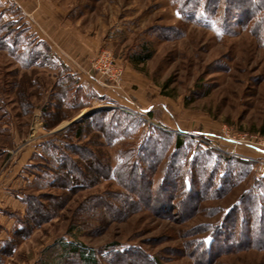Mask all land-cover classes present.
<instances>
[{
    "label": "rangeland",
    "instance_id": "374dc122",
    "mask_svg": "<svg viewBox=\"0 0 264 264\" xmlns=\"http://www.w3.org/2000/svg\"><path fill=\"white\" fill-rule=\"evenodd\" d=\"M183 2L0 0V26L4 25L0 30L12 32L4 42L11 45L15 40L19 49L45 43L52 53L50 62L58 66L21 69V52L16 50V56L0 51V106L5 111L0 119V207L7 205V211L12 212L9 203L3 202L13 203V196L22 194L43 218L40 224L31 223L29 236L19 238L11 253L4 255L0 245V264H71L59 245L72 241L91 249L99 264H111L116 253L124 254L128 249L135 252L120 260L128 258L132 264H264L263 251H213L207 255L192 244L199 239L208 246L207 230L220 223L244 190L264 178V135L256 132L264 123V47L236 24L243 20V12L232 11L227 25L218 16L200 10L192 14L195 21H183ZM139 53H146L149 59L134 65L132 56ZM102 55L121 70L118 88L113 82L102 84L95 70L94 64ZM59 69L73 78L85 76L100 88L102 96L94 92L90 104L80 109L56 108L54 103L61 104L58 99L49 96V91L38 94V85H34L28 88L34 93L28 99L32 108L24 111L20 89L14 85L9 88V83L28 77L47 86ZM114 109L141 121L131 142L140 144L158 130L179 135L185 139L179 152L183 161L198 152L211 151L246 163L243 167L250 171L248 178L221 199L203 201L188 218L179 208V196L164 198L166 195L160 194L165 157L149 178L151 189H135L149 206L138 205L122 218H107L108 195L123 191L113 176L71 192L70 188L50 186L51 176L40 174L42 145L53 141L61 145L76 127L73 124L96 111ZM138 109H147V115L139 114ZM84 129L79 140L71 141L100 149L116 167L121 161L117 153L120 141L105 149L91 129ZM33 145L41 148L22 165L24 179L19 174L14 177L21 157L25 158ZM171 153L170 145L166 156ZM72 159L78 161L79 156ZM208 162L213 165L217 159L212 155ZM73 174L80 178L77 172ZM9 191L14 195L9 193L6 199L4 194ZM132 201L139 203L136 197ZM112 202L116 208L120 205ZM15 204L20 207V203ZM24 212L25 218V204ZM75 220L79 226L68 232ZM7 234L11 239L13 232Z\"/></svg>",
    "mask_w": 264,
    "mask_h": 264
},
{
    "label": "trees",
    "instance_id": "16d2710c",
    "mask_svg": "<svg viewBox=\"0 0 264 264\" xmlns=\"http://www.w3.org/2000/svg\"><path fill=\"white\" fill-rule=\"evenodd\" d=\"M180 6H182L180 18L183 21H195L192 14L200 10L205 15L218 16L221 18L222 24L227 25V18L232 11L243 12V20L236 24L240 25L242 29L248 30L259 46L264 47V0H184ZM10 33L12 32H0V51L5 50L9 55L16 56L19 54L18 52H21L22 55H18L21 58L18 63L19 68L26 70L45 65L51 69L58 68L55 63L50 62L52 53L45 43L42 42L40 47L31 43L19 49L15 40L11 41V45L7 41L4 42V39L11 37ZM14 50H18V52L16 51V53ZM148 59L149 55L146 53L132 56L134 65L143 64ZM60 66L68 71L65 66ZM52 78L55 80L47 86L38 84L37 81H33L35 80L33 78L15 79L9 83V88L14 85L20 89L18 90L19 94L21 93L25 99V104L22 105L24 111H30L32 108L28 99L34 93L30 94L28 88L34 87V85H38V94L41 95V91L45 90L49 91V96L58 99L61 104L54 103L53 107L56 108L66 105L72 110L80 109L88 106L92 97L95 96L94 91L82 88L81 85L79 86L77 78L64 75L60 69L56 71L54 77L52 75ZM21 81H24L23 84ZM50 100L52 101V98ZM4 114V108L0 106V119ZM45 114L49 115V112H44ZM73 125L76 127L69 131L71 135L68 139H64V142L61 141V145L53 143L54 141L42 145L43 154L40 157L42 173L40 174L51 176L50 186L55 185L64 190L70 188L68 192L73 191L76 187L90 185L96 180L109 179L110 176H113L123 191L108 195L111 201L106 205L107 218L112 220L127 216L129 211L138 205L149 206V201L146 198H140L135 189H139V191L145 188L151 189L149 178L156 173L164 157L166 162L159 181L160 194L163 192L166 195L164 198L179 196V208L187 218L199 210L203 201L218 200L231 193L238 184L248 178L250 172L243 167L246 163L211 151L198 152L191 159L183 161L184 155L179 152L185 145V139L179 135L171 136L167 132L158 130L149 133L140 144L131 142L129 139L136 135V129L141 127V121L120 109L96 111ZM84 127L92 130L96 138L100 140V147L103 146L105 149L110 148L116 141H120L117 153L121 161L116 167L113 168L109 164L108 154H103L100 149L93 150L87 148L86 145L77 146L71 141V139L79 140L85 134ZM69 128L64 129V132H68ZM256 132L264 135V123ZM170 145L172 153L166 156ZM74 155L79 156L78 161L72 159ZM212 155L217 159V162L210 165L208 159ZM71 167L73 170H70ZM73 171L77 172L80 178L77 179ZM136 171L137 175H135ZM134 197L138 199L139 203H133ZM28 199L30 198L27 197L26 200L23 196L26 217L17 219L19 225L13 232L12 240L5 242L3 246V252L7 254L13 251L19 238L24 239L29 236L32 228L31 223L32 225L40 224L43 220L39 210L31 208ZM112 199L118 201L120 207L113 206ZM40 208L45 210L41 205ZM28 219L30 222L27 221ZM78 223L79 220L73 221L67 231L71 232L74 227H78ZM193 233L196 231L190 234ZM207 237L209 239L208 246L199 239L192 242L202 254L210 255L213 254V251L214 254L247 250L264 252V178L255 181L252 189L244 190L239 195L238 202L227 211L220 223L207 230ZM59 248L64 255L70 257L71 264H99L93 251L78 242H60ZM131 252H135V250L128 249L124 254L116 253L111 264H132L128 259L132 255ZM73 256L76 258H72ZM123 256H128V258L120 260Z\"/></svg>",
    "mask_w": 264,
    "mask_h": 264
},
{
    "label": "crops",
    "instance_id": "0c3cea01",
    "mask_svg": "<svg viewBox=\"0 0 264 264\" xmlns=\"http://www.w3.org/2000/svg\"><path fill=\"white\" fill-rule=\"evenodd\" d=\"M76 78H78V81H79V86L81 85L82 88H89L91 89L92 91L96 92L98 94V96H102L100 95V91H99V87L98 86H95L90 80H88L85 76H76ZM147 111V109H146ZM149 111V110H148ZM149 113V112H148ZM13 141H14V137H13ZM39 148H41V146L38 145ZM37 145H33L32 146V149L30 151H27V155L26 157H21V163L20 165L16 166L17 169H16V173L14 174V177H17L16 174H19L21 179L23 180V173H22V169H23V166L24 164H26V161L28 160V158L30 157V154L32 155L33 153H36L37 149ZM23 165V166H22ZM13 177V178H14ZM12 182V181H11ZM7 190V189H6ZM11 194V195H14L13 194V191L12 192H7L4 194V197L6 199L9 198V196H6L8 194ZM23 196L22 194H16L15 196H13L14 199H12L13 203H10L9 201L5 200L3 203L4 205L8 204L9 203V206H11V211L12 212H8L7 210V205L6 207H3L1 208L0 207V245L3 246L5 245V242L9 241V240H12L10 238H8L7 236H9L7 233H11V232H14L15 230V225L18 224L17 223V219L19 218H24V215H25V212H24V203H23ZM15 202H18L20 203V207L22 209H20V207L16 206ZM10 208V207H9ZM15 208V209H14ZM6 209V210H5ZM13 210H16L17 212H14ZM18 228V226H17ZM16 228V229H17ZM13 235V234H12ZM14 250V249H13ZM4 253V252H3ZM6 255V254H4ZM2 262V261H1ZM0 262V263H1Z\"/></svg>",
    "mask_w": 264,
    "mask_h": 264
},
{
    "label": "built area",
    "instance_id": "2783aa9c",
    "mask_svg": "<svg viewBox=\"0 0 264 264\" xmlns=\"http://www.w3.org/2000/svg\"><path fill=\"white\" fill-rule=\"evenodd\" d=\"M94 66H96L95 70L98 71L97 73L103 79L102 84L105 83V85H110L113 82V87H119L121 70L120 68L115 67V65L112 64V60L107 55H102L97 58V61ZM96 80L98 81L99 78ZM98 82L100 83V81ZM138 112L139 114L147 115V111L145 109H138Z\"/></svg>",
    "mask_w": 264,
    "mask_h": 264
}]
</instances>
